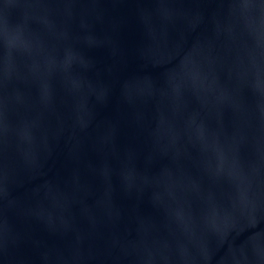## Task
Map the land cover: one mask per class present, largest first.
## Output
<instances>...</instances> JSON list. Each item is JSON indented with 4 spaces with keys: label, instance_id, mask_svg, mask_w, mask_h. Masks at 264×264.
Segmentation results:
<instances>
[{
    "label": "water",
    "instance_id": "obj_1",
    "mask_svg": "<svg viewBox=\"0 0 264 264\" xmlns=\"http://www.w3.org/2000/svg\"><path fill=\"white\" fill-rule=\"evenodd\" d=\"M0 264H264V0H0Z\"/></svg>",
    "mask_w": 264,
    "mask_h": 264
}]
</instances>
